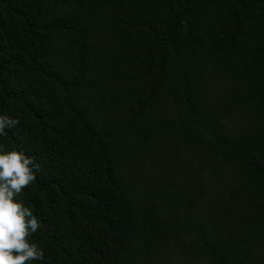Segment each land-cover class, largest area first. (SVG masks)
Masks as SVG:
<instances>
[{
    "label": "trees",
    "instance_id": "trees-1",
    "mask_svg": "<svg viewBox=\"0 0 264 264\" xmlns=\"http://www.w3.org/2000/svg\"><path fill=\"white\" fill-rule=\"evenodd\" d=\"M0 115L29 264H264V0H0Z\"/></svg>",
    "mask_w": 264,
    "mask_h": 264
},
{
    "label": "clouds",
    "instance_id": "clouds-1",
    "mask_svg": "<svg viewBox=\"0 0 264 264\" xmlns=\"http://www.w3.org/2000/svg\"><path fill=\"white\" fill-rule=\"evenodd\" d=\"M20 121L0 115V135ZM39 165L22 150L0 146V264L43 260L44 251L29 237L40 228L38 218L16 196L36 179Z\"/></svg>",
    "mask_w": 264,
    "mask_h": 264
}]
</instances>
